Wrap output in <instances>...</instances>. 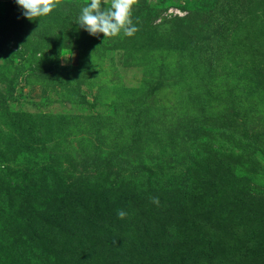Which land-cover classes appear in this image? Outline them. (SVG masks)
<instances>
[{
  "label": "rangeland",
  "instance_id": "obj_1",
  "mask_svg": "<svg viewBox=\"0 0 264 264\" xmlns=\"http://www.w3.org/2000/svg\"><path fill=\"white\" fill-rule=\"evenodd\" d=\"M89 2L0 0V264H264V0Z\"/></svg>",
  "mask_w": 264,
  "mask_h": 264
},
{
  "label": "clouds",
  "instance_id": "obj_2",
  "mask_svg": "<svg viewBox=\"0 0 264 264\" xmlns=\"http://www.w3.org/2000/svg\"><path fill=\"white\" fill-rule=\"evenodd\" d=\"M15 3L20 7L21 15L29 20L42 19L58 7L57 0H15ZM134 3L135 0H90L80 8L74 22L94 37L103 34L106 39L121 33L132 36L137 31L132 20ZM117 214L120 218L126 215L122 210Z\"/></svg>",
  "mask_w": 264,
  "mask_h": 264
}]
</instances>
